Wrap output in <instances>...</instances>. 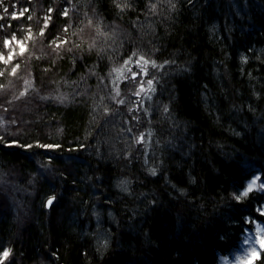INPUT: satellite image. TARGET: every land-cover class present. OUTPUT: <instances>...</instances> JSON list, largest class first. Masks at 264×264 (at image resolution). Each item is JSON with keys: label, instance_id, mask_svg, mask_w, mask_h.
Here are the masks:
<instances>
[{"label": "trees", "instance_id": "16d2710c", "mask_svg": "<svg viewBox=\"0 0 264 264\" xmlns=\"http://www.w3.org/2000/svg\"><path fill=\"white\" fill-rule=\"evenodd\" d=\"M0 118L2 264H220L264 225V0H2Z\"/></svg>", "mask_w": 264, "mask_h": 264}, {"label": "rangeland", "instance_id": "374dc122", "mask_svg": "<svg viewBox=\"0 0 264 264\" xmlns=\"http://www.w3.org/2000/svg\"><path fill=\"white\" fill-rule=\"evenodd\" d=\"M13 6H17V4H14ZM10 43L11 41L7 40V45H10ZM9 47L14 48L10 49L12 50L11 54H13L17 47L19 52H22V48L23 50L25 49V45L22 44L21 41L15 39L13 40V45ZM6 49L9 50L8 47ZM153 69L154 65L141 59V56H135L126 60L120 66H117L109 76V85L112 93L117 98H121V100H123V97H126V99L128 98L127 101H130L131 103H133L134 97L136 101L145 99L150 95V91L154 85L153 76L155 73ZM149 81H151V84L148 83ZM3 124L4 121L0 118V125ZM44 173L48 174V172L45 171ZM252 181H255V183L252 184ZM249 184H252V189L264 192V188L261 187V184H264V178L262 176L257 175L248 183V186ZM0 186L4 189L11 190L12 192L18 190L13 188L10 183L5 182L3 179H0ZM262 212L264 213V206ZM261 240H264V225L258 224L254 231H250L246 234L240 249L234 251L230 255L222 257L220 264H248L249 260L252 261L254 259L249 250L255 249L258 254L259 250L263 249L260 246ZM245 241H248V243H245ZM10 255L11 251H9L8 257H10Z\"/></svg>", "mask_w": 264, "mask_h": 264}, {"label": "snow or ice", "instance_id": "6c2138e0", "mask_svg": "<svg viewBox=\"0 0 264 264\" xmlns=\"http://www.w3.org/2000/svg\"><path fill=\"white\" fill-rule=\"evenodd\" d=\"M0 2H2V0H0ZM153 7H155V5H153ZM5 12H7V9H5ZM65 15H67V12H65L64 13ZM66 30V29H65ZM42 34V33H41ZM57 47H59V45H57ZM22 51H23V48H22ZM141 59H143V57H141ZM147 63V62H146ZM13 72H15V69H13ZM149 84H151V81H149L148 82ZM41 147H54L53 145H40ZM29 147H31V146H29ZM55 147H58V145H56ZM255 183V181H252V184H254ZM252 184H249V186H248V191H251V189H252ZM261 187L262 188H264V184H261ZM244 195H247V191L244 193ZM237 199H240V197H237ZM52 199L50 198L49 200H48V204L49 205H51L52 204ZM245 243H248V241H245ZM260 246H261V248H264V240H261L260 241ZM250 251V253H251V256L253 257V258H255L256 257V255H257V252H256V250L255 249H250L249 250ZM8 255H9V250H5L3 253H2V257H4V258H6V257H8ZM0 264H2V262H0ZM248 264H252V261L251 260H249L248 261Z\"/></svg>", "mask_w": 264, "mask_h": 264}, {"label": "water", "instance_id": "95a60500", "mask_svg": "<svg viewBox=\"0 0 264 264\" xmlns=\"http://www.w3.org/2000/svg\"><path fill=\"white\" fill-rule=\"evenodd\" d=\"M52 199V201H53V198H51ZM48 206H50L49 204H48Z\"/></svg>", "mask_w": 264, "mask_h": 264}]
</instances>
